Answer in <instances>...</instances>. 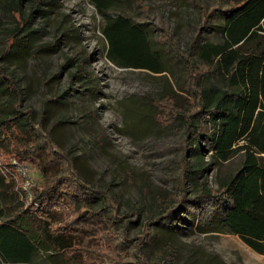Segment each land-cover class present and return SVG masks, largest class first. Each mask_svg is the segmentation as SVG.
<instances>
[{
    "label": "trees",
    "instance_id": "1",
    "mask_svg": "<svg viewBox=\"0 0 264 264\" xmlns=\"http://www.w3.org/2000/svg\"><path fill=\"white\" fill-rule=\"evenodd\" d=\"M89 1L105 20L102 35L110 62L173 75L154 48L156 29L112 14L120 0ZM50 2L0 0V10L19 16H14L16 28L5 31L0 62L30 47L36 31L25 15H45ZM27 3L31 11L25 14ZM217 14L224 18L219 38L205 39L204 33L215 29ZM158 32L185 75L177 89L151 102L156 108L166 102L171 109L168 123L178 122L185 129L189 158H183L182 180L191 182L193 194L160 193L158 208L142 220L136 211L121 212L111 194L80 176L77 155L62 149L44 120L34 117L33 109L25 106L22 87L0 65L7 94L0 108V143L7 141L3 152L16 161L11 181L0 172V218L7 213L0 220V258L5 264H39L41 258L47 264H178L175 246L155 245L158 231L180 228L186 221L203 233L238 235L264 255V0H225L204 10L198 32L182 51L168 31ZM70 76L83 83L87 76L81 61ZM204 137L212 146L210 160L244 155L242 167L217 189L202 180L209 152ZM23 166L37 171L29 183L31 205L16 189L20 184L23 192L25 179L17 171ZM135 222L139 232L130 236ZM147 245L155 247L153 263L143 251Z\"/></svg>",
    "mask_w": 264,
    "mask_h": 264
},
{
    "label": "rangeland",
    "instance_id": "2",
    "mask_svg": "<svg viewBox=\"0 0 264 264\" xmlns=\"http://www.w3.org/2000/svg\"><path fill=\"white\" fill-rule=\"evenodd\" d=\"M50 1L44 6L45 15L36 13L31 18L27 17L29 4L25 5V20L36 31L33 41L26 51H15L6 62H0L22 87L25 106L33 109L36 119L44 120L62 149L77 155L80 176L111 194L121 212L136 211L142 220L158 208L156 196L160 193L193 194L191 182L182 180L183 158H189L184 149L185 129L178 122L168 123L171 109L166 102L157 108L151 102L171 88L177 89L185 75L184 67L161 42L158 30L168 31L182 51L198 32L204 10L225 0H120L111 12L157 30L152 33L154 48L173 75L117 67L107 58L108 44L102 35L105 20L89 0ZM12 16L18 18V12ZM12 16L0 10V53L5 31L17 26ZM223 23L224 18L217 14L215 29L203 37L217 40ZM79 61L87 76L83 83L70 76ZM6 95L0 81V108ZM203 143L209 152L202 180L217 189L222 179L242 167L244 155L239 153L228 161L210 160L213 150L207 137ZM6 145V140L0 143V172L11 181L9 172L16 170V161L3 152ZM29 168L17 170L25 184L37 178V171ZM25 184L23 192L20 184L16 189L18 197L29 202ZM138 232L139 223L135 222L129 234ZM164 242L177 248L178 264H264V255L238 235L203 233L191 221L180 228L158 231L155 247ZM155 247L143 248L149 263L155 261ZM0 264H5L1 258ZM39 264L47 263L41 258Z\"/></svg>",
    "mask_w": 264,
    "mask_h": 264
},
{
    "label": "built area",
    "instance_id": "3",
    "mask_svg": "<svg viewBox=\"0 0 264 264\" xmlns=\"http://www.w3.org/2000/svg\"><path fill=\"white\" fill-rule=\"evenodd\" d=\"M25 186H26L25 188H28V187H29V183L27 182V183L25 184Z\"/></svg>",
    "mask_w": 264,
    "mask_h": 264
}]
</instances>
